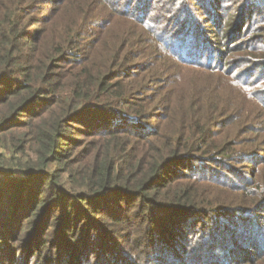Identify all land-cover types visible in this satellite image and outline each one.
<instances>
[{
	"label": "trees",
	"instance_id": "obj_1",
	"mask_svg": "<svg viewBox=\"0 0 264 264\" xmlns=\"http://www.w3.org/2000/svg\"><path fill=\"white\" fill-rule=\"evenodd\" d=\"M106 1L0 0V264L253 263L264 254V0L237 11L199 0L215 23L207 54L174 43L160 28L171 19L143 0ZM104 5L105 21L127 26L89 38ZM31 7L54 21L44 38L23 29ZM150 28L178 64L209 73L177 91L142 51L128 66Z\"/></svg>",
	"mask_w": 264,
	"mask_h": 264
},
{
	"label": "rangeland",
	"instance_id": "obj_2",
	"mask_svg": "<svg viewBox=\"0 0 264 264\" xmlns=\"http://www.w3.org/2000/svg\"><path fill=\"white\" fill-rule=\"evenodd\" d=\"M110 0H107L106 2H108ZM113 1V0H112ZM199 0H143V3L145 5H148L149 7V11H147V15L148 16H153V17H158L160 18V15H164V13H166L167 18H170V21H163L160 25V28L162 29V27L165 29H163L166 33H176L178 32V40L175 41L174 43H179L182 44L183 48H193L195 49L197 52L200 50L201 51H205V53L207 54V49H206V45L203 46L201 43V38L203 37H208L210 38V35L212 34V29L213 26L215 25L214 22H208L210 20V16L208 14H203V12H198L197 11V5ZM251 1H255V3H257L258 0H251ZM183 2L188 3L185 4L181 10L180 6L183 4ZM123 3H125V0H122V6L121 8H125L123 6ZM232 3V5H231ZM226 5H230L229 7L231 8V10H236L238 8V5L240 6V0H226L225 2ZM259 4V3H257ZM38 5H42V2H38ZM36 4V7H39ZM134 5V3H133ZM49 6V3H46V7ZM113 7V6H112ZM185 8H188L187 10H191L192 12H188L186 10H184ZM259 8H262L261 5H259ZM264 8V6H263ZM31 9V10H30ZM27 9L25 13H28V16L26 17L25 21L23 22V29L26 31H29L33 36H39L38 38H44L47 35V29L49 30L48 33L50 32L51 28H52V24L54 23V21L51 22H47L41 18H43L44 16H40V12L38 10H35L34 8H30ZM115 8H113L114 10ZM226 9H228L226 7ZM126 11L129 10V8L125 9ZM101 11V19L100 21H103V23H105L103 25V27L100 29L99 26L97 29H95L93 32H91L90 34H88L89 38L90 37H97L99 39H104L106 37V32L108 31L109 28H111V26L113 24H116V27L119 31H121L122 29H125L127 26V22H124L121 18H117V17H111L108 20H104L105 16L109 15L107 14L109 11V8H107L105 5L103 6V8L100 10ZM226 10V14H227ZM237 11V10H236ZM129 12V11H128ZM131 13V12H130ZM231 12L228 11V15ZM138 14V12H137ZM150 14V15H149ZM257 18L258 16H252ZM157 18V19H158ZM237 17H235L236 19ZM56 19V18H55ZM177 19H181V22L186 21H190L191 23L196 20V22L199 24L200 22V27L202 28L201 30L197 29V31H193L192 33H188V29H186L185 27H177L175 26V23H178L176 20ZM180 22V23H181ZM207 22V24H206ZM93 24L90 25V27ZM170 26V27H169ZM174 27V28H172ZM144 28V27H143ZM145 29V28H144ZM176 29L182 30V31H176ZM146 33L149 34V38L150 41H146L147 36L143 33L140 36H136V42L128 47V49L125 52V61L127 63L128 66H131L137 59V57H135L134 55L138 52V51H142L143 53L140 56V59H144V61L148 58H153L154 61H156L158 64H160L161 68L163 69L164 73L170 74L172 75L173 79L175 78V80H177L180 84L178 86L180 91H182L180 89V87H184L187 85V87L191 84L194 83L198 78H202L204 76H206L207 74L205 73H209V72H196V71H192V70H188L186 69L185 66H183L182 64H178L177 60L170 57L169 55L165 54L167 53V48L164 47L161 43H163L165 40L164 38L160 37L161 40L159 41L158 39L156 40L155 38V33L153 31L152 28H150L149 32L145 31ZM190 34V35H187ZM152 34V35H151ZM186 34V35H184ZM159 35V33H158ZM157 35V36H158ZM190 37H192L189 41H187ZM209 46V45H207ZM89 44H87L83 49L88 52L89 51ZM220 48V47H219ZM222 48V47H221ZM168 49H170L168 47ZM264 49V48H263ZM243 52H238L237 55L241 56ZM205 54V55H206ZM200 60H204L202 58H199ZM214 59L216 61L217 56L214 53ZM242 63V62H241ZM249 65V64H248ZM255 69V68H254ZM259 70H264V66H261ZM259 71H256L255 73L258 74ZM129 73V71H128ZM264 74V73H263ZM209 80L210 83L212 85V87H218V85H222L223 80L221 78V72H213V75L209 76ZM184 85V86H181ZM185 87V88H187ZM235 88L237 89L238 87L235 85ZM183 89V88H182ZM230 89V88H229ZM229 91V90H228ZM235 91V90H234ZM231 93L232 96L236 95V92L233 91H229ZM171 96L166 95L165 98H163L162 100L158 101L156 100V103H168V100ZM234 103H242V100L240 99V96L238 95L235 99H234ZM33 121V120H32ZM40 122H46V118H43L42 120H37L31 123L29 128L26 129H22V130H18L17 132L15 131H10L13 133H24L26 131H29L30 133H32L35 129V127L37 126V124H39ZM14 136V134L12 135ZM5 138L9 139L11 138L7 133L5 134ZM32 137L30 136V140H27L25 143L32 145ZM86 142V140H84ZM259 167V166H258ZM257 167V168H258ZM220 196L224 197L225 194L221 193ZM262 214L264 215V210L262 212ZM262 233H264V228L262 229ZM255 235H258V232H255ZM260 244L264 245V241L263 239H260ZM264 251V250H263ZM232 262V261H231ZM235 264H240V262H233ZM251 264H264V254L261 255L259 258L257 257V260L254 261Z\"/></svg>",
	"mask_w": 264,
	"mask_h": 264
}]
</instances>
